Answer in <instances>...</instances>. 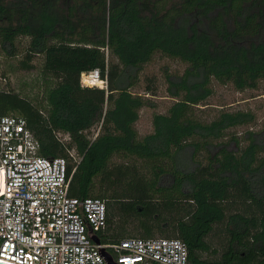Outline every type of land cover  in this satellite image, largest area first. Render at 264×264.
I'll return each instance as SVG.
<instances>
[{"label": "trees", "instance_id": "16d2710c", "mask_svg": "<svg viewBox=\"0 0 264 264\" xmlns=\"http://www.w3.org/2000/svg\"><path fill=\"white\" fill-rule=\"evenodd\" d=\"M21 38L29 44L11 68L41 58L43 100L0 90V117L25 118L41 157L75 153L69 196L106 203L102 242L179 239L188 264H264V141H227L256 117L195 114L213 81L264 83V0H0V53L16 58ZM157 53L187 68L167 76L175 102L141 137L140 111L155 105L132 90ZM95 69L107 90L81 85Z\"/></svg>", "mask_w": 264, "mask_h": 264}, {"label": "built area", "instance_id": "2783aa9c", "mask_svg": "<svg viewBox=\"0 0 264 264\" xmlns=\"http://www.w3.org/2000/svg\"><path fill=\"white\" fill-rule=\"evenodd\" d=\"M81 85L108 89L100 70ZM40 145L23 117H0V262L6 264H188L179 239L128 238L102 242L106 203L69 196L70 157L38 155ZM72 160V162H70ZM98 237L100 243L94 241Z\"/></svg>", "mask_w": 264, "mask_h": 264}, {"label": "rangeland", "instance_id": "374dc122", "mask_svg": "<svg viewBox=\"0 0 264 264\" xmlns=\"http://www.w3.org/2000/svg\"><path fill=\"white\" fill-rule=\"evenodd\" d=\"M18 46V56L10 58L0 53V90H6L21 94L23 97L34 101L36 104L43 100L44 84L42 80L41 58L35 59L36 68L31 70H21L16 67L24 59L29 40L21 38L16 42ZM187 65L179 60L171 59L157 53L152 61L145 65L140 75V83L132 91L135 94L149 99L155 107H144L140 111V118L135 127L141 137L153 132L154 114L167 113L170 106L175 102L167 92V76L181 75L186 70ZM148 87L152 90L148 91ZM213 95L203 104L195 108V114L203 121L213 120L222 109L237 112L243 111L255 115V121L247 126L230 129L227 141L237 135L243 145L249 143L246 140L248 132L255 133L259 142L264 141V83H260L258 89H248L237 91L231 84L222 85L213 81ZM97 129L93 130L95 134ZM63 141L68 140V136L59 134ZM234 146V145H233ZM218 240V237H216ZM215 246L219 243L215 241ZM217 246V247H218Z\"/></svg>", "mask_w": 264, "mask_h": 264}, {"label": "water", "instance_id": "95a60500", "mask_svg": "<svg viewBox=\"0 0 264 264\" xmlns=\"http://www.w3.org/2000/svg\"><path fill=\"white\" fill-rule=\"evenodd\" d=\"M94 241L96 242V243H100V240H99V238L98 237H94ZM109 261H110V264H115L114 262H112L110 259H109ZM0 264H6V263H1L0 262Z\"/></svg>", "mask_w": 264, "mask_h": 264}]
</instances>
